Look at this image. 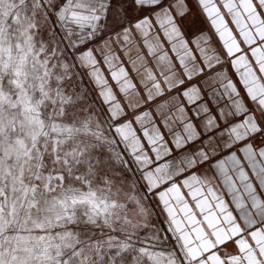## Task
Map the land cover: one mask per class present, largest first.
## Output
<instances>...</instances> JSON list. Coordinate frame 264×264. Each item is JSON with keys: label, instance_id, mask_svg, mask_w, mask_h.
<instances>
[{"label": "crops", "instance_id": "1", "mask_svg": "<svg viewBox=\"0 0 264 264\" xmlns=\"http://www.w3.org/2000/svg\"><path fill=\"white\" fill-rule=\"evenodd\" d=\"M61 11L155 205L189 231L264 226V42L241 0H74Z\"/></svg>", "mask_w": 264, "mask_h": 264}, {"label": "snow or ice", "instance_id": "2", "mask_svg": "<svg viewBox=\"0 0 264 264\" xmlns=\"http://www.w3.org/2000/svg\"><path fill=\"white\" fill-rule=\"evenodd\" d=\"M60 6L0 0V264H264V226L189 231L86 154L48 85ZM241 6L264 42V0Z\"/></svg>", "mask_w": 264, "mask_h": 264}, {"label": "rangeland", "instance_id": "3", "mask_svg": "<svg viewBox=\"0 0 264 264\" xmlns=\"http://www.w3.org/2000/svg\"><path fill=\"white\" fill-rule=\"evenodd\" d=\"M73 1L61 0L58 11L70 7ZM61 21L59 17L54 21V42L48 48L47 64L50 95L57 111L86 154L99 162L110 179L134 182L154 202L138 181L136 167L131 165L125 143L97 102L76 59L77 50L85 38L70 23Z\"/></svg>", "mask_w": 264, "mask_h": 264}]
</instances>
